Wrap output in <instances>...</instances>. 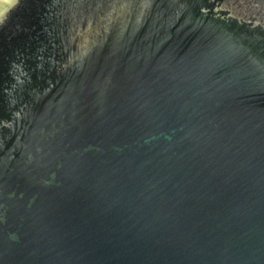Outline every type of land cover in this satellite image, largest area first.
<instances>
[{
  "label": "water",
  "instance_id": "95a60500",
  "mask_svg": "<svg viewBox=\"0 0 264 264\" xmlns=\"http://www.w3.org/2000/svg\"><path fill=\"white\" fill-rule=\"evenodd\" d=\"M6 15L0 264H264V0Z\"/></svg>",
  "mask_w": 264,
  "mask_h": 264
},
{
  "label": "clouds",
  "instance_id": "9594fccd",
  "mask_svg": "<svg viewBox=\"0 0 264 264\" xmlns=\"http://www.w3.org/2000/svg\"><path fill=\"white\" fill-rule=\"evenodd\" d=\"M19 3L20 0H0V27H2L8 19L6 13L18 6ZM25 77H27L26 72L22 73L19 76H14L13 79L15 81V84L13 85V88H15L16 85H20L22 87L26 82ZM10 103H14V101H10ZM3 123L4 126H11L10 121H4Z\"/></svg>",
  "mask_w": 264,
  "mask_h": 264
}]
</instances>
